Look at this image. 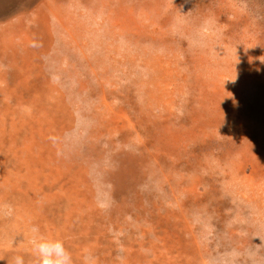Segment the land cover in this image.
<instances>
[{"label":"rangeland","instance_id":"rangeland-1","mask_svg":"<svg viewBox=\"0 0 264 264\" xmlns=\"http://www.w3.org/2000/svg\"><path fill=\"white\" fill-rule=\"evenodd\" d=\"M0 74V195L76 262L264 264V0H0Z\"/></svg>","mask_w":264,"mask_h":264},{"label":"bare ground","instance_id":"bare-ground-1","mask_svg":"<svg viewBox=\"0 0 264 264\" xmlns=\"http://www.w3.org/2000/svg\"><path fill=\"white\" fill-rule=\"evenodd\" d=\"M0 76L4 77L1 74H0ZM2 91H3V89H2ZM52 91L53 90H50L49 93H51ZM165 97H166V94H165ZM49 98H47V99H49ZM161 98L159 100H157L156 95H154V94L151 95V100H153V102L158 101L159 102L158 107H160L162 109L165 105H163V97L162 96H161ZM165 101H166L165 102V104H166L170 100L166 99ZM47 105H48V103L46 104V107H47ZM62 112L63 111H60V113H62ZM70 117H69V119H71ZM65 118H66V115L61 116L60 125L56 131V134L62 135L63 130L68 128V126H69L68 122L69 121L66 122V120H64ZM74 119L75 118H73L72 120H74ZM67 120H68V118H67ZM66 124H67V127H65ZM192 130H193L192 131V134H193L194 131H196V130L195 129H192ZM2 131H3V129H2ZM70 134H71V131H70ZM169 135H171V134H169ZM67 137H70V136L68 135ZM72 154H74V153L71 151L67 155H72ZM25 172L27 175L31 174L29 169H25ZM8 206L11 207V209H10L11 215L10 214L7 215L4 213V209ZM20 206H21V202L19 201V195H12V196H9V198L6 196L0 195V235H1L0 236V247H3L2 248L3 251L2 252L0 251V260H1L2 264H4L2 261L3 259L5 260V262L13 264V259L16 256H22L24 258V261L31 260V261L35 262V264H36L35 256L32 252V246L30 244V240L34 235L32 232V229L33 228H39V225H41V223L40 224L37 223L39 221H36L37 219H36V217L33 216V213L32 212L29 213L26 208L19 209ZM90 208H92V207H90ZM93 210H94L93 208L91 210H89V208H88L87 212H93ZM2 215H4V216H2ZM14 216H19L21 218L19 220H17L16 218L12 219V217H14ZM39 235L43 236L47 239H52V237H50L49 235H44V234L42 235L41 233H39ZM79 247H80L79 244L75 247V255L76 256H81V254H82V250H78ZM88 252L91 253V250L89 249ZM3 254H6V256H4ZM85 255H86V252H85ZM194 260H196V258H194ZM72 261H73V264H79L74 259H72ZM164 261H166V260H164ZM93 262H94V260L91 257L89 258L86 255V263L87 264H93ZM195 262L197 264V261H195ZM188 263H190V262H188Z\"/></svg>","mask_w":264,"mask_h":264},{"label":"clouds","instance_id":"clouds-1","mask_svg":"<svg viewBox=\"0 0 264 264\" xmlns=\"http://www.w3.org/2000/svg\"><path fill=\"white\" fill-rule=\"evenodd\" d=\"M30 240L36 264H73L71 253L58 239H47L39 235V229L33 228ZM13 264H24L22 256H16Z\"/></svg>","mask_w":264,"mask_h":264}]
</instances>
